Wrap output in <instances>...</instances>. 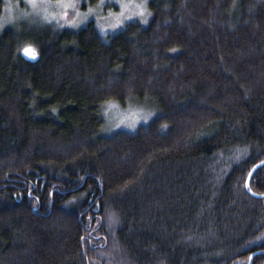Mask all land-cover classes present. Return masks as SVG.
Masks as SVG:
<instances>
[{"label":"trees","instance_id":"trees-1","mask_svg":"<svg viewBox=\"0 0 264 264\" xmlns=\"http://www.w3.org/2000/svg\"><path fill=\"white\" fill-rule=\"evenodd\" d=\"M24 2L0 0V264H249L264 0H150L147 23L111 33L92 17L15 26ZM113 102L156 115L114 130ZM250 187L264 194V164Z\"/></svg>","mask_w":264,"mask_h":264},{"label":"rangeland","instance_id":"rangeland-1","mask_svg":"<svg viewBox=\"0 0 264 264\" xmlns=\"http://www.w3.org/2000/svg\"><path fill=\"white\" fill-rule=\"evenodd\" d=\"M104 3H108L105 8L115 3L117 9L111 10L108 7L106 11H103L101 6L104 7ZM81 6L80 0H35V5L30 0H26L18 6L11 3L8 6L7 16L11 20L16 19L12 21L15 26L22 24L23 21L33 24L39 19L45 22L62 21L67 24L81 25L92 17L105 33L114 32L132 20L147 23L151 17L150 0H99L94 7L90 5L84 10ZM113 104L115 103L113 102L112 106ZM127 108L129 109L122 110L123 107L121 109L115 105L110 108L108 121L115 127L114 130H135L156 115L155 110L147 104L132 103L124 109ZM258 263L264 264V259L262 258Z\"/></svg>","mask_w":264,"mask_h":264},{"label":"water","instance_id":"water-1","mask_svg":"<svg viewBox=\"0 0 264 264\" xmlns=\"http://www.w3.org/2000/svg\"><path fill=\"white\" fill-rule=\"evenodd\" d=\"M263 164H264V161H262V162L258 163L257 165H255V167L252 169V171H251V173H250V175H249V177H248V180H247V188L251 191V193H252L253 195H255V196H257V197H264V194H260V193H257V192L252 191V190H251V187H250V180H251V178H252V176H253V173L257 170V168H258L259 166L263 165ZM261 253H264V249H263V250H259V251H257V252H254L253 254H251L249 264H253L254 257H255L256 255H258V254H261Z\"/></svg>","mask_w":264,"mask_h":264},{"label":"snow or ice","instance_id":"snow-or-ice-1","mask_svg":"<svg viewBox=\"0 0 264 264\" xmlns=\"http://www.w3.org/2000/svg\"><path fill=\"white\" fill-rule=\"evenodd\" d=\"M30 2H32L33 5H35V0H30ZM142 11H143V9H142ZM23 51H24L25 53L31 55V56H34V55L36 54V53H35V50L32 49V48H30V47H25V48L23 49Z\"/></svg>","mask_w":264,"mask_h":264},{"label":"bare ground","instance_id":"bare-ground-1","mask_svg":"<svg viewBox=\"0 0 264 264\" xmlns=\"http://www.w3.org/2000/svg\"><path fill=\"white\" fill-rule=\"evenodd\" d=\"M254 167H255V166H254ZM254 167H253V168H254ZM253 168H252V169H253ZM248 190H249V189H248ZM251 190H252V188H251ZM249 191H250V190H249ZM252 191H253V190H252ZM250 192H251V191H250ZM257 251H259V250H256V251H254V252H257ZM254 252H253V253H254ZM253 253H252V254H253ZM261 254H264V253H261ZM261 254H258V255H261ZM256 256H257V255H256ZM256 256H255V257H256ZM250 257H251V255H250ZM255 257H254V260H255ZM254 260H253V263H254ZM249 262H250V259H249Z\"/></svg>","mask_w":264,"mask_h":264},{"label":"clouds","instance_id":"clouds-1","mask_svg":"<svg viewBox=\"0 0 264 264\" xmlns=\"http://www.w3.org/2000/svg\"><path fill=\"white\" fill-rule=\"evenodd\" d=\"M70 23H72V22H70ZM26 47H30V48H32V46H31V45H28V46H26ZM24 48H25V47H24ZM35 55H36V54H35ZM35 55H34V56H35ZM34 56H33V57H34Z\"/></svg>","mask_w":264,"mask_h":264}]
</instances>
